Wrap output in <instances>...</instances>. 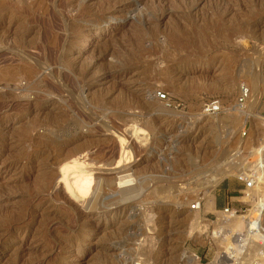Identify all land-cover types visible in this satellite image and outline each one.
Masks as SVG:
<instances>
[{
  "label": "rangeland",
  "instance_id": "obj_1",
  "mask_svg": "<svg viewBox=\"0 0 264 264\" xmlns=\"http://www.w3.org/2000/svg\"><path fill=\"white\" fill-rule=\"evenodd\" d=\"M25 1L0 0V264H185L184 253L257 264L264 254L248 249L252 223L264 224L253 178L264 174V0ZM248 67L260 79L254 97ZM237 105L254 106L243 128ZM124 150L130 161L117 167ZM223 157L232 174L209 190L219 216L199 198ZM69 161L80 165L71 177ZM129 169L143 187L131 204L114 195ZM91 175L113 184L88 210L74 188ZM232 215L239 233L223 226Z\"/></svg>",
  "mask_w": 264,
  "mask_h": 264
},
{
  "label": "bare ground",
  "instance_id": "obj_2",
  "mask_svg": "<svg viewBox=\"0 0 264 264\" xmlns=\"http://www.w3.org/2000/svg\"><path fill=\"white\" fill-rule=\"evenodd\" d=\"M23 1V0H22ZM25 1V0H24ZM48 1V0H47ZM51 1V0H50ZM26 2V1H25ZM24 2V3H25ZM40 2V1H39ZM54 2H55V0H54ZM63 2V1H62ZM184 2H185V0H184ZM46 3V2H45ZM152 3V2H151ZM156 3V2H155ZM187 3V2H186ZM191 3H193V2H191ZM18 4H19V2H18ZM17 4V5H18ZM28 4H29V2H28ZM55 4H56V2H55ZM194 4V3H193ZM62 5V4H61ZM60 5V6H61ZM157 5V4H156ZM169 5V4H168ZM182 5V4H181ZM190 5V4H189ZM188 5V6H189ZM22 6V5H21ZM71 6V5H70ZM172 6V5H171ZM18 7V6H17ZM72 7V6H71ZM157 7V6H156ZM159 7V6H158ZM168 7V6H167ZM19 8V7H18ZM29 8V7H28ZM32 8H34V7H32ZM64 8V7H63ZM70 8V7H69ZM68 8V9H69ZM43 9V8H42ZM61 9H62V7H61ZM173 9V8H172ZM183 9V8H182ZM189 9V8H188ZM52 10V9H51ZM50 10V11H51ZM54 10V9H53ZM56 10H58V8L56 9ZM60 10V9H59ZM152 10H153V8H152ZM37 11V10H36ZM28 12V11H27ZM33 12V11H32ZM49 12V11H48ZM55 12V11H54ZM94 12V11H93ZM37 13V12H36ZM51 13V12H50ZM21 14H23V13H21ZM29 14V13H28ZM54 14V13H53ZM53 14H51L52 16H53ZM69 14V13H68ZM50 15V14H49ZM183 15H187V14H183ZM16 16V15H15ZM35 16V15H34ZM36 16H37V14H36ZM43 16V15H42ZM56 16V15H55ZM11 17V16H10ZM46 17V16H45ZM182 17V16H181ZM184 17V16H183ZM16 18V17H15ZM22 18V17H21ZM48 18V17H47ZM54 18V17H53ZM175 18V17H174ZM17 19V18H16ZM18 19H20V18H18ZM34 19H36V17L34 18ZM38 19V18H37ZM36 19V20H37ZM181 19V18H180ZM15 20V19H14ZM29 20H32L31 19V17H30V19ZM53 20V19H52ZM63 20H64V18H63ZM70 20V19H69ZM184 20V19H183ZM16 21V20H15ZM24 21V20H23ZM38 21V20H37ZM36 21V22H37ZM40 21H41V19H40ZM40 21H39V23H40ZM54 21V20H53ZM56 21V20H55ZM65 21V20H64ZM188 21V20H187ZM20 22V21H19ZM26 22V21H25ZM29 22V21H28ZM44 22V21H43ZM174 22V21H173ZM179 22V21H178ZM10 23V22H9ZM31 23H32V21H31ZM35 23V22H34ZM46 23H48V21L46 22ZM63 23V22H62ZM65 23V22H64ZM186 23V22H185ZM189 23V22H188ZM203 23V22H202ZM215 23V22H214ZM7 24V23H6ZM29 24V23H28ZM49 24V23H48ZM58 23H56V25H57ZM20 25V24H19ZM40 25V24H39ZM72 25V24H71ZM70 24H69V26H71ZM138 25V24H137ZM186 25V24H185ZM184 25V26H185ZM191 25V24H190ZM18 26V25H17ZM26 26V25H25ZM28 26V25H27ZM52 26V25H51ZM58 26V25H57ZM60 27L62 26V25H59ZM65 26V25H64ZM72 26H74V25H72ZM177 26V25H176ZM35 27V26H34ZM43 27H45V26H43ZM2 28H4V27H2ZM30 28V27H29ZM46 28H47V26H46ZM62 28V27H61ZM69 28V27H68ZM152 28V27H151ZM176 28V27H175ZM189 28V27H188ZM187 28V29H188ZM16 29V28H15ZM40 29V28H39ZM64 29H66V28H64ZM47 30V29H46ZM55 30V29H54ZM71 30V29H70ZM17 31H19V29L17 30ZM28 31V30H27ZM29 31H31V30H29ZM35 31V30H34ZM33 31V32H34ZM53 31V30H52ZM166 31V30H165ZM172 31V30H171ZM6 32V31H5ZM12 32V31H11ZM24 32V31H23ZM39 32V31H38ZM45 32H47V31H45ZM62 32V31H61ZM67 32V31H66ZM167 32H168V30H167ZM188 32V31H187ZM37 33V32H36ZM49 33V32H48ZM48 33H46V34H48ZM64 33V32H63ZM5 34V33H4ZM14 34V33H13ZM12 34V35H13ZM38 34V33H37ZM67 34H68V32H67ZM11 35V34H10ZM11 35V36H12ZM20 35H22L21 33H20ZM175 35V34H174ZM2 36V35H1ZM14 36V35H13ZM12 36V37H13ZM17 36V35H16ZM35 36V35H34ZM49 36V35H48ZM47 36V37H48ZM62 36V35H61ZM152 36V35H151ZM26 37V36H25ZM33 37V36H32ZM44 37V36H43ZM67 37V36H66ZM17 37H15V39H16ZM30 38V37H29ZM29 38H27V39H29ZM18 39H19V37H18ZM38 39V38H37ZM61 39V38H60ZM133 39V38H132ZM30 40V39H29ZM35 40V39H34ZM45 40V39H44ZM0 41H2L1 40V38H0ZM14 41V40H13ZM16 41V40H15ZM20 41V40H19ZM24 41V40H23ZM27 41V40H26ZM22 42V41H21ZM25 42V41H24ZM35 42V41H34ZM62 42H63V40H62ZM203 42V41H202ZM261 42V41H260ZM263 42H264V40H263ZM1 43V42H0ZM6 43V42H5ZM15 43V42H14ZM14 43H12V44H14ZM43 43V42H42ZM66 43V42H65ZM136 43V42H135ZM2 44V43H1ZM56 44V43H55ZM25 45V44H24ZM28 45H30V43H28ZM32 45V44H31ZM61 45V44H60ZM2 46V45H1ZM14 46V45H13ZM21 46H22V44H21ZM29 47V46H28ZM61 47V46H60ZM20 49V48H19ZM18 49V50H19ZM24 49V48H23ZM36 49V48H35ZM52 50H53V48H51ZM59 49V48H58ZM65 49V48H64ZM22 50V49H21ZM40 51V50H39ZM58 51V50H57ZM56 52V51H55ZM54 52V53H55ZM59 52V51H58ZM54 53H51L52 54V56H53V54ZM21 53H19V55H20ZM50 54V55H51ZM132 54V53H131ZM17 55V54H16ZM22 55V54H21ZM23 56V55H22ZM22 56H21V58H22ZM55 56H57V55H55ZM59 56V55H58ZM54 57V56H53ZM263 57V56H262ZM19 58V57H18ZM23 58H25V59H28L27 57H25V56H23ZM50 59H52V57L50 58ZM37 60V59H36ZM53 60H54V58H53ZM53 60H52V63H53ZM55 60H56V58H55ZM54 60V61H55ZM59 60V59H58ZM19 61V60H18ZM37 61H39V60H37ZM40 62V61H39ZM38 62V63H39ZM63 62V61H62ZM41 63V62H40ZM54 63H58V61L57 62H54ZM29 64V63H28ZM59 64V63H58ZM57 64V66H59L60 67V64L58 65ZM44 65V64H43ZM53 65V64H52ZM62 65V64H61ZM37 66V65H36ZM39 66H40V64H39ZM259 66V64L258 63H255V65H253V67L254 68H257ZM41 67H43L42 65H41ZM63 67V66H62ZM246 67V66H245ZM251 67V66H250ZM38 68V67H37ZM83 68V67H82ZM27 69V68H26ZM31 70V69H30ZM40 70V69H39ZM44 70H45V68H44ZM60 70H61V67H60V69H59V71H58V74L57 73H53V72H51V71H49L50 72V74L51 73H53L54 74V76H55V78L56 77H59L60 76ZM21 71V70H20ZM42 71V70H41ZM80 71V70H79ZM39 73H40V71H38ZM247 74H248V77H250V81H251V93H252V95H251V97H254L253 95L255 94L254 92H256L255 90H256V88H257V84H258V82L260 81V79H259V81H258V74L255 72V70H251V69H249V67H248V71H247ZM34 75V74H33ZM52 75V74H51ZM50 75V76H51ZM54 76H52V77H54ZM34 79V78H33ZM61 89V88H60ZM245 88H241L240 89V92L242 91V90H244ZM30 91V90H29ZM27 94H29L28 92H27ZM30 97V96H29ZM250 97V98H251ZM257 97V96H256ZM78 98H80V97H78ZM248 98V96L246 97V99ZM87 100V99H86ZM256 102V99L254 98L253 99V102ZM151 102V101H150ZM252 102V101H251ZM254 102V103H255ZM57 105V104H56ZM254 105V104H253ZM84 106H85V104H84ZM147 106V105H146ZM86 107V106H85ZM88 107V106H87ZM144 107V106H143ZM254 106H252V105H247L246 106V108H244L243 107V105H237V106H235V108H233L231 111H230V114H239V116L240 117H242V116H244V119H245V121H244V124L242 125V127L241 128H243L244 127V125H245V122L247 121V119L249 118V119H251L250 117H254V114H253V112H254V108H253ZM144 109H147L146 107L144 108ZM157 109H159L158 107H157ZM149 111V110H148ZM159 111H167V109L166 108H163V107H161L160 109H159ZM150 113V112H149ZM159 113V112H158ZM43 114V113H42ZM226 116V115H225ZM39 117V116H38ZM44 117V116H43ZM57 117V116H56ZM231 117H232V115H231ZM234 117V116H233ZM235 118V117H234ZM44 119V118H43ZM56 119H58V118H56ZM226 119H229V118H226ZM223 120V119H222ZM261 122H264V119H259ZM49 121V120H48ZM54 121V120H53ZM52 121V119H51V121L50 122H53ZM59 121V120H58ZM221 121V120H220ZM233 121V120H232ZM236 121V120H235ZM242 121V120H241ZM133 122V121H132ZM222 122V121H221ZM226 122H227V120H226ZM30 123V122H29ZM228 123V122H227ZM226 123V124H227ZM50 124V123H49ZM54 124H56V123H54ZM64 124V123H63ZM78 124V123H77ZM223 124V123H222ZM225 124V123H224ZM51 125V124H50ZM79 125V124H78ZM150 125H151V123H150ZM228 125V124H227ZM132 126V125H131ZM241 126V125H240ZM53 127V126H52ZM133 127V126H132ZM227 127V126H226ZM15 129V128H14ZM43 129V128H42ZM136 129V128H135ZM139 130V129H138ZM230 130V129H229ZM242 130V129H241ZM15 131V130H14ZM61 131V130H60ZM116 131V130H115ZM147 132H148V130H147ZM54 133V132H53ZM128 134H130V136L132 137V136H134V137H136V139L137 138H139L140 137V135L141 136H143L142 138H146V133H145V131H144V133L142 134V132L140 131H137V130H135V131H133V130H131V129H129L128 130V132H127ZM14 134H16L15 132H14ZM123 134V133H122ZM49 135V134H48ZM53 135V134H52ZM53 136H55V135H53ZM123 136H125L124 134H123ZM63 137V136H62ZM59 138V137H58ZM125 138V137H124ZM39 139V138H38ZM131 139V138H130ZM62 141V140H61ZM37 142V141H36ZM44 143V142H43ZM40 145V144H39ZM53 146H55V145H53ZM127 147V146H126ZM76 149V148H75ZM82 150V149H81ZM152 150V149H151ZM158 150V149H157ZM255 152V151H254ZM253 152V153H254ZM259 152V151H258ZM153 153V152H152ZM258 154V153H257ZM120 155V154H119ZM68 156V155H67ZM70 156H71V154H70ZM259 156H260V153H259ZM258 156V157H259ZM226 158L227 157H223L222 159H220V161H218V164L216 165V168H215V171H213L212 172V174L208 177V179H206V181H205V183H204V187H203V189H205V192H204V197L203 198H199V200H202L203 202H204V209L202 208V210H204L205 212H208V213H210V212H214L215 210H214V203H213V197L209 194V190L211 191V189H213L223 178H226L227 176H229L230 174H232V168L230 167V164H229V162H227V161H225L226 160ZM228 159V158H227ZM258 159V158H257ZM77 161V160H76ZM127 161L129 162L130 160H129V156L126 154V151L124 150L123 152H122V154H121V156H120V158L118 159V161H117V163H116V165H117V167H123L126 163H127ZM259 161V160H258ZM63 162V161H62ZM109 162H113V160L112 161H109ZM109 162H108V165H100L101 167H105V166H111L112 164H109ZM89 164V163H88ZM64 165L66 166V167H69L70 168V177H71V173L73 172L72 171V169L74 168V167H76V166H80V165H78V162L77 163H72L71 161H69V162H66V163H64ZM90 166H93V164L92 163H90L89 164ZM130 165V164H129ZM129 165H127L126 167H125V169H127L128 167H129ZM233 165V164H232ZM236 165V164H235ZM254 165V164H253ZM260 165V164H259ZM113 166V165H112ZM196 166V165H195ZM227 166V167H226ZM234 166V165H233ZM258 166V165H257ZM64 167V166H63ZM243 167V166H242ZM110 168V167H109ZM106 169V168H105ZM224 169H227L226 171L224 170ZM238 169V168H237ZM258 169H261V168H258V167H254V168H252V171H253V174H256L257 173V171H258ZM89 171V170H88ZM94 173V172H93ZM119 173V172H118ZM124 174H122V175H119V176H117L116 177V184H117V189L115 190V193H114V195L116 196V198L118 199V200H121L122 202H125V203H127V202H129V201H131V200H135V198L136 197H138L139 195H140V193L142 192V189H143V187H142V183L141 182H139V181H137L136 179H135V177H134V175H133V172L129 169L128 171H126L125 170V172H123ZM245 173H243V175H244ZM118 175V174H117ZM234 175V174H233ZM76 176V175H75ZM242 176V175H241ZM247 177V176H246ZM74 178V177H73ZM103 178V177H102ZM248 178V177H247ZM254 180L256 179L257 180V183H258V186L259 187H257V189L259 190V192H258V194H259V196H261L262 198V200H264V187H261V186H264V174L261 176V175H259V176H255L254 175ZM40 179V178H39ZM56 179V178H55ZM205 179V178H204ZM106 180V179H105ZM201 180V179H200ZM102 181H104V180H102ZM101 181V179L99 180V178L97 177H94L93 175H91V176H86L85 178H83V179H81L80 181H79V191L78 190H76V188H74L75 189V193L77 194V196L79 197V199H81V200H83V203H85V204H87L88 206H89V208H88V210H90V208H92V210H93V208H96L97 206H99L100 204H102L103 202H102V196H104V195H101V192L103 191V184H106V185H112L113 183H112V181H110V182H107V183H104V182H102ZM143 181V180H142ZM203 181V182H204ZM40 182V181H39ZM106 182V181H105ZM103 183V184H102ZM42 186V185H41ZM114 186V185H113ZM18 187V186H17ZM38 187V186H37ZM73 187V186H72ZM106 187V186H105ZM252 187V186H251ZM20 188V187H19ZM110 188V187H109ZM108 188V189H109ZM256 189V188H255ZM256 189V190H257ZM113 190V189H112ZM112 194V193H111ZM113 195V194H112ZM86 196V197H85ZM111 198V197H110ZM198 198V197H197ZM106 199V198H105ZM116 199V200H117ZM114 201V200H113ZM120 201V202H121ZM102 202V203H101ZM263 202V201H262ZM108 204V203H107ZM127 204H131L130 202L129 203H127ZM263 204H264V202H263ZM86 205V206H87ZM195 205H197V203L195 204ZM101 206V205H100ZM102 206H103V204H102ZM103 208V207H102ZM99 209H100V207H99ZM190 209L192 210L193 208H191L190 207ZM199 209H200V206H199ZM216 212V211H215ZM225 212V211H224ZM216 213H218V212H216ZM205 214V213H204ZM219 214V216L220 215H223V214H221L220 212L218 213ZM260 214V213H259ZM217 217H218V215H217ZM260 217H263V216H261L260 215ZM220 218H223V216L222 217H219V219ZM225 218V217H224ZM227 218V217H226ZM60 219H61V217H60ZM261 219V218H260ZM260 219H258V221H254L253 223H252V225H254L255 227H253L254 228V231H255V236L257 237V239H255L254 238V240H253V243L251 244V246L249 247V249L248 250H250V251H254L253 253H255V252H258V254H259V251H261L262 252V254H264V224H262V220H260ZM66 220V219H65ZM221 221V220H220ZM230 221L231 222H223V226H229V227H231V228H233L236 232H240L241 230H242V228H243V223L241 222V219H240V217H235V216H231V218H230ZM222 222V221H221ZM44 224V223H43ZM42 224V225H43ZM222 224V223H221ZM220 224V225H221ZM65 225V224H64ZM217 227H218V225H216ZM215 226V227H216ZM219 228V227H218ZM117 232V231H116ZM120 232V231H119ZM237 233V234H238ZM38 234V233H37ZM118 234V233H117ZM236 234V233H235ZM113 235V234H112ZM115 235V234H114ZM123 235V234H122ZM234 235V234H233ZM110 236V235H109ZM106 239V238H105ZM258 239H260V240H258ZM109 241H111V240H109L108 239V242ZM222 241V240H221ZM106 242V241H105ZM115 242V241H114ZM113 243V242H112ZM116 243H117V241H116ZM226 243V242H225ZM111 245V244H110ZM253 249V250H252ZM226 250H229V249H226ZM232 252V251H231ZM256 254V253H255ZM184 257H185V264H197V262H196V257L195 256H191V255H186V253H184ZM235 255V254H234ZM249 255H251V254H249ZM106 256V255H105ZM112 256V255H111ZM236 257H237V254L235 255ZM259 256H262L261 254L259 255ZM264 256V255H263ZM262 256V257H263ZM31 257H33V256H31ZM39 257V256H38ZM257 257H258V255H257ZM261 257V260L260 261H258L257 260V264H263L264 263V257L262 258ZM49 258V257H48ZM247 257H245V259H246ZM244 258H243V261H244V263H242V264H246L245 262L247 261L248 262V260H245ZM256 259V258H255ZM43 260V259H42ZM100 260V259H99ZM111 260V259H110ZM115 260V259H114ZM101 261V260H100ZM103 261V260H102ZM116 261V260H115ZM108 262H110V261H108ZM255 262V261H254ZM111 263V262H110ZM115 263V262H114ZM113 264V263H112ZM117 264V263H116ZM120 264V263H119Z\"/></svg>",
  "mask_w": 264,
  "mask_h": 264
},
{
  "label": "built area",
  "instance_id": "obj_3",
  "mask_svg": "<svg viewBox=\"0 0 264 264\" xmlns=\"http://www.w3.org/2000/svg\"><path fill=\"white\" fill-rule=\"evenodd\" d=\"M249 95V91L248 89H244L240 92L239 94V102H243L246 97ZM220 110V105L218 103V101H210L207 104H205V112L208 114H215ZM244 186L245 188L251 187L253 185V180H251V178H247V177H240L238 179ZM199 208V205H193V207L191 208Z\"/></svg>",
  "mask_w": 264,
  "mask_h": 264
},
{
  "label": "water",
  "instance_id": "obj_4",
  "mask_svg": "<svg viewBox=\"0 0 264 264\" xmlns=\"http://www.w3.org/2000/svg\"><path fill=\"white\" fill-rule=\"evenodd\" d=\"M73 199H75V200H79L77 197H73Z\"/></svg>",
  "mask_w": 264,
  "mask_h": 264
}]
</instances>
